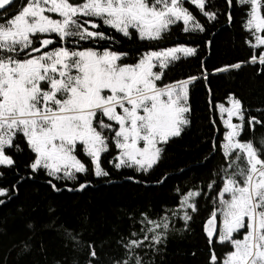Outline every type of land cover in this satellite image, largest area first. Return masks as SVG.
<instances>
[{
    "label": "snow or ice",
    "instance_id": "obj_1",
    "mask_svg": "<svg viewBox=\"0 0 264 264\" xmlns=\"http://www.w3.org/2000/svg\"><path fill=\"white\" fill-rule=\"evenodd\" d=\"M11 2L0 0V9ZM189 2L208 24L218 21L220 15H226L229 23L232 20L231 11L215 8L212 0ZM236 2L247 8L243 27L251 39L245 43L253 51L246 60L215 68L213 74L251 65L257 74L264 75V0ZM184 3L27 0L18 12L0 18V166L4 169L0 179L6 171L16 169L19 173L14 157L24 151L20 140L31 154L24 165L30 170L28 178L43 172L56 192L62 189L53 181L62 183L67 191H82L90 181L81 183V176L110 177L101 158L111 146L118 151L109 163L117 170L132 168L146 173L157 166L165 146L191 125L190 86L209 75L202 68L200 76L164 83L165 70L181 56H197L199 46L148 50L127 63L129 53L113 50L118 41L100 28L107 26L125 38L135 32L138 39L150 41L161 39L181 21L185 33L207 32L206 25ZM226 4L231 8L233 0H226ZM89 43L91 47L85 46ZM212 43L206 42L208 47ZM208 92L211 95L210 88ZM214 107L227 129L220 145L225 161L206 185L207 192L197 186L180 194L176 207L162 206L160 212L149 208L138 218L132 216L138 230L121 235L117 243L124 255L110 258V264H152L144 256L160 253L171 233L189 231L199 211V198L213 190L212 210L203 225L210 246L208 264H264V135L242 138L246 123L253 133L257 125L264 128V109H256L257 116L251 115L234 93L228 95L227 106L219 103ZM234 117L238 122H233ZM212 143L215 148V141ZM23 179L21 176L17 184ZM68 182L77 187H68ZM17 184L0 187V197L10 200L9 193L19 191ZM176 191L180 193L179 188ZM5 202L0 199V205ZM178 220L183 223L181 229L175 227ZM40 227L62 234L73 250L86 247L87 264L93 260L99 264L96 246L84 241L79 232L55 220ZM28 228L37 230L31 223ZM30 240L21 242V252L30 250ZM216 244L229 249L222 259L215 252Z\"/></svg>",
    "mask_w": 264,
    "mask_h": 264
},
{
    "label": "trees",
    "instance_id": "obj_2",
    "mask_svg": "<svg viewBox=\"0 0 264 264\" xmlns=\"http://www.w3.org/2000/svg\"><path fill=\"white\" fill-rule=\"evenodd\" d=\"M26 3L27 0H16L0 12V18L15 14ZM212 3L222 12L231 11L230 23L226 15H220L218 21L208 24L189 0L184 3L206 25L208 31L205 33H185L182 30L183 23L178 22L161 39L150 41L138 39L135 32L131 38H125L115 30L101 26V31L118 41L112 46L113 50L129 53L130 58L125 61L127 63L135 62L139 54L148 50L181 44L199 46L197 56H181L180 60L165 70L163 78L164 83H170L189 76H200L202 68L209 73L207 80H197L190 86L191 125L181 137L172 139L165 146L160 163L146 173L132 168H113L109 161L117 154V150L111 146L109 152L102 154L101 158L103 166L111 173L110 177L98 178L91 174L81 176V183L90 181L89 187L82 191H67L62 183L53 181L62 189L56 192L47 184L49 178L43 172L28 178L30 170H26L24 165L31 154L20 140V147L24 151L16 153L14 157L19 173L16 169L6 171L4 178L0 179V187L11 188L21 176L24 177L17 184L18 193H9L10 200L0 197L6 201L0 205V264H73L74 261L75 264H87L86 247L73 250L71 243L62 234L40 227L51 220L79 232L84 241L96 246L99 264H110V258L119 259L124 255V250L117 243L121 235L126 236L129 231L138 230L133 227L132 216L138 218L140 212L149 208L160 212L162 206L176 207L180 194L197 186L204 187L207 192L206 185L225 161L220 145L227 129L214 105L226 104L228 95L234 93L251 110V115L257 116L256 109H264V75L257 74L253 66L246 65L230 73L213 74L215 68L246 60L253 50L245 43L246 39H251L243 27L247 19V8L239 6L236 0H233L231 8L227 6L226 0H212ZM0 22H3L2 19ZM209 40L213 41L211 47L206 44ZM85 46L92 45L89 43ZM104 46H108L107 43ZM213 120L215 123H212ZM262 135L264 128L257 125L253 133L248 130L246 123L242 138ZM205 157L208 159L205 160ZM80 158L87 162L83 155ZM0 171H4L2 166ZM161 180L163 183L158 184L157 181ZM216 181L219 187L218 176ZM68 187L75 188L77 185L68 182ZM177 188L180 193H177ZM213 195L215 190L199 198V211L194 215L189 231L171 233L166 247L160 253L148 252L144 259L151 260L152 264H208L210 246L203 225L212 210ZM30 223L36 226L35 232L28 228ZM175 227L181 229L182 221L178 220ZM29 237L30 250L21 252V242ZM214 248L221 259L224 252L229 250L219 244L214 245ZM92 264H97V261L93 260Z\"/></svg>",
    "mask_w": 264,
    "mask_h": 264
},
{
    "label": "rangeland",
    "instance_id": "obj_3",
    "mask_svg": "<svg viewBox=\"0 0 264 264\" xmlns=\"http://www.w3.org/2000/svg\"><path fill=\"white\" fill-rule=\"evenodd\" d=\"M182 22V21H181ZM178 23V22H177ZM56 46H58V45H56ZM156 70H158V69H156ZM226 106H227V103H226ZM227 118V115L226 114H224V119H226ZM233 122H238L237 121V119L234 117L233 118ZM118 151V150H117Z\"/></svg>",
    "mask_w": 264,
    "mask_h": 264
},
{
    "label": "water",
    "instance_id": "obj_4",
    "mask_svg": "<svg viewBox=\"0 0 264 264\" xmlns=\"http://www.w3.org/2000/svg\"><path fill=\"white\" fill-rule=\"evenodd\" d=\"M14 1H15V0H12L11 4H12ZM11 4H10V5H11ZM10 5H9V6H10ZM9 6H6V8L9 7ZM1 10H4V9H0V11H1Z\"/></svg>",
    "mask_w": 264,
    "mask_h": 264
},
{
    "label": "bare ground",
    "instance_id": "obj_5",
    "mask_svg": "<svg viewBox=\"0 0 264 264\" xmlns=\"http://www.w3.org/2000/svg\"><path fill=\"white\" fill-rule=\"evenodd\" d=\"M15 1H16V0H15ZM15 1H14V2H15ZM14 2H13V3H14ZM11 5H12V4H11ZM11 5H10V6H11ZM10 6H9V7H10ZM9 7H7V8H9ZM7 8H6V9H7ZM6 9H4V10H6ZM4 10H1L0 12H3Z\"/></svg>",
    "mask_w": 264,
    "mask_h": 264
}]
</instances>
